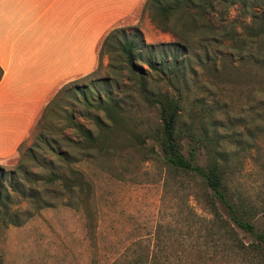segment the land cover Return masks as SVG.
Returning <instances> with one entry per match:
<instances>
[{
  "label": "rangeland",
  "instance_id": "1",
  "mask_svg": "<svg viewBox=\"0 0 264 264\" xmlns=\"http://www.w3.org/2000/svg\"><path fill=\"white\" fill-rule=\"evenodd\" d=\"M143 3L116 25L119 30L107 44L99 43L95 69L64 83L59 99L39 126L35 122L21 148L31 147L40 131L44 140L34 150L37 162L51 158L63 164L44 148L47 142L53 151L70 153L67 163L84 174L90 191L78 198L54 197L53 206L20 226L0 224V264H260L257 255L225 239V232L216 233L201 181L167 167L150 138L158 128L157 111L139 92V75L130 73L119 46L140 34L136 66L146 70L145 45L175 39L150 22ZM238 13L237 7L230 10L231 17ZM208 52L205 63L198 61L196 56L203 59L204 54L196 46L180 53L186 66L178 84L186 99L182 123L197 129L206 120L210 132L216 129L229 190L261 202L264 38L240 50L213 46ZM154 56L169 61L170 51L157 48ZM150 84L165 88L164 83ZM107 93L122 108L116 124L101 134L97 150H88L84 143L71 145L79 132L70 122L94 128L93 117L101 113L93 104ZM19 157L18 152L0 166L15 169ZM198 162L205 164L204 155ZM27 166L37 168L35 161Z\"/></svg>",
  "mask_w": 264,
  "mask_h": 264
},
{
  "label": "trees",
  "instance_id": "2",
  "mask_svg": "<svg viewBox=\"0 0 264 264\" xmlns=\"http://www.w3.org/2000/svg\"><path fill=\"white\" fill-rule=\"evenodd\" d=\"M142 6L150 22L157 29L171 33L175 39L168 44L145 45L149 52L146 70L136 66L139 59L136 40L140 34L132 35L119 46L130 73L139 75V92L157 111L158 128L150 138L156 142L167 167L201 181L216 233L218 230L219 233L225 232L228 236L225 239L238 250L257 255V261L264 264V200L256 202L229 190L224 151L214 139L216 129L210 132L206 120L200 121L197 129L192 124L182 123L186 99L178 85L185 72L182 68H186L180 53L188 54L191 46L203 52V59L196 57L200 63H205L213 46L240 50L264 38V0H145ZM233 7L239 10L235 17L230 15ZM118 30L117 26L109 30L100 45L107 44ZM157 48L168 49L170 60L156 59L154 52ZM2 75L0 68V80ZM152 81L164 83L165 88L160 90L151 86ZM65 85L56 87L48 97L36 125L39 126L49 108L59 99ZM93 105L101 113L93 117L94 128L71 121V127L79 132L71 145L84 143L88 150H97L101 134L116 124V116L122 112L111 93L98 96ZM43 140L39 131L31 147L21 151L25 141L19 146L20 157L15 169L8 171L0 166V224L4 226L22 225L43 208L53 206L54 197L78 198L83 192L90 191L91 184L84 174L67 163L70 153L53 151V145L47 142L44 148L54 153L63 164L51 158L42 159L41 164L37 162L34 150ZM200 155H204V165L198 162ZM29 161H35V170L28 168ZM243 238L248 241L245 243Z\"/></svg>",
  "mask_w": 264,
  "mask_h": 264
},
{
  "label": "crops",
  "instance_id": "3",
  "mask_svg": "<svg viewBox=\"0 0 264 264\" xmlns=\"http://www.w3.org/2000/svg\"><path fill=\"white\" fill-rule=\"evenodd\" d=\"M144 0H0V163L18 154L48 97L92 72L103 37Z\"/></svg>",
  "mask_w": 264,
  "mask_h": 264
}]
</instances>
